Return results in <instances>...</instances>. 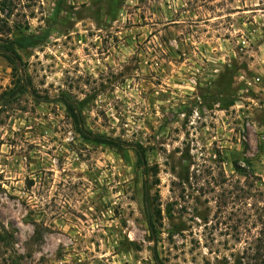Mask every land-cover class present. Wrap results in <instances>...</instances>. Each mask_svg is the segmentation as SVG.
<instances>
[{
    "label": "rangeland",
    "instance_id": "obj_1",
    "mask_svg": "<svg viewBox=\"0 0 264 264\" xmlns=\"http://www.w3.org/2000/svg\"><path fill=\"white\" fill-rule=\"evenodd\" d=\"M262 209L264 0H0V264H259Z\"/></svg>",
    "mask_w": 264,
    "mask_h": 264
},
{
    "label": "trees",
    "instance_id": "obj_2",
    "mask_svg": "<svg viewBox=\"0 0 264 264\" xmlns=\"http://www.w3.org/2000/svg\"><path fill=\"white\" fill-rule=\"evenodd\" d=\"M29 39H36V37L31 36ZM8 51H10L12 55V57H8L10 61H14V59L19 60V56L15 53V51L10 50L8 47L5 48V52H8ZM65 104L69 109H72V106L70 104H68L67 102H65ZM74 117H75L76 123L78 124L79 133L83 132L81 128L80 118H78L76 115H74ZM91 137H92V140L97 144L111 145L114 147L117 146L114 140H109L107 137H101L98 135H93ZM134 151L137 156L138 164L139 165L143 164L144 154H143L142 149L138 147L134 149ZM262 212H263L262 215L264 216V209H262ZM252 258L256 261L259 260V264H264V228L260 231V236H258L255 239V245L253 248Z\"/></svg>",
    "mask_w": 264,
    "mask_h": 264
}]
</instances>
